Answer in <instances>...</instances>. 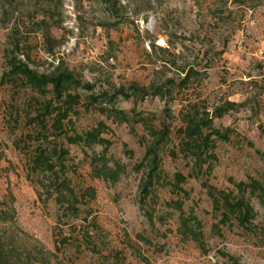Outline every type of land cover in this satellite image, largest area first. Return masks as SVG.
Instances as JSON below:
<instances>
[{"label": "rangeland", "instance_id": "rangeland-1", "mask_svg": "<svg viewBox=\"0 0 264 264\" xmlns=\"http://www.w3.org/2000/svg\"><path fill=\"white\" fill-rule=\"evenodd\" d=\"M12 56L41 74L72 73L81 85L70 89L79 103L66 134L101 122L106 148L49 129L44 146L67 154L54 172L32 171L31 119L43 96L6 75ZM226 100L236 106L212 127L229 128V138L212 137L195 162L194 145L178 133L183 117L210 115ZM162 124L170 133L159 167L167 180L187 176V197L165 183L142 201L143 157ZM108 170L117 179H106ZM253 182L264 188V0H0V240L50 264H231L225 255L264 264V193ZM224 194L253 208L245 225L230 213L220 223ZM177 198L184 217L200 222L201 241L182 237L180 214L166 205Z\"/></svg>", "mask_w": 264, "mask_h": 264}, {"label": "trees", "instance_id": "trees-1", "mask_svg": "<svg viewBox=\"0 0 264 264\" xmlns=\"http://www.w3.org/2000/svg\"><path fill=\"white\" fill-rule=\"evenodd\" d=\"M190 68L191 67L183 69L184 77L181 80L182 84L189 80L192 73V69ZM6 75L16 78L24 85L33 89L36 93L43 96V101L40 103L39 110L31 119L33 123L36 122V126L38 127L36 135H39V140H37L39 144L36 148V154L30 163V169L32 171L54 172L56 168L55 158L60 160L67 154L66 150L56 146H52L51 148L44 146L43 139H46V137L43 135L44 132L49 129L56 135H65L66 141L70 144L90 146L94 143L101 145L108 143L106 139L101 137V131L104 128V124L101 122L98 126L84 134H66L65 125L71 123V113L74 111L75 105L79 103V96L77 94H71L70 89L73 86L81 85L72 73L64 69H59L51 74H41L30 68L22 59L17 56H12L8 60ZM84 86L87 89L91 87L89 84H84ZM136 91L140 90L136 89ZM48 93H50V96L46 97ZM120 93H124L123 90L117 89L116 94ZM89 97L93 102L97 100L93 95ZM235 106V102L226 100L221 106L214 108L210 115L208 114L209 112H205V115L202 116L197 110L193 113L189 112L184 115L182 125L178 128V133L186 146L194 145L193 159L195 162L205 161L201 155L204 153V148H208L209 143L212 141V137L219 140H227L229 138V128H226L224 131L213 128L212 119L222 117ZM100 111L107 116L116 115L115 117H118L120 121H128V118L122 111L113 108H111L110 112H107L105 108H101ZM169 133L170 130L167 124H162L161 128L153 129L151 132L152 138L145 150L142 162L145 165V173H143L139 183L142 201L147 198L157 197L155 188L165 183L168 184L172 192L187 197V193L182 187L187 176L177 171L173 174L171 180H167L159 167V151L162 142L165 139L167 140ZM104 148H106L105 145ZM139 166H142V164H139ZM117 176L118 173L115 170H108L105 174L106 179L110 177L112 180H115ZM236 187L239 191L243 192L245 184L243 182H238L236 183ZM251 187L252 190L260 189L262 193H264V188H261L257 182H253ZM212 197L214 207L218 208L220 200L213 195ZM221 203L226 207L220 220L222 224L226 223L228 220V213L234 215L242 225H245L253 216V208L244 201L243 197L231 198L229 194H224L221 197ZM166 205L180 214L179 228L181 229L182 237L186 239L190 238L196 242L201 241L203 237L201 224L194 216L184 217L182 209L183 201L177 198L169 200ZM225 256L231 264H238V261L233 256ZM35 263L50 264V261L48 257L41 253H34L24 246L15 245L11 239L0 240V264Z\"/></svg>", "mask_w": 264, "mask_h": 264}]
</instances>
